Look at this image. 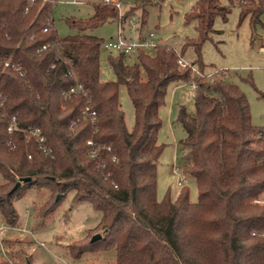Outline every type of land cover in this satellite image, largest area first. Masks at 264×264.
<instances>
[{
  "label": "trees",
  "instance_id": "1",
  "mask_svg": "<svg viewBox=\"0 0 264 264\" xmlns=\"http://www.w3.org/2000/svg\"><path fill=\"white\" fill-rule=\"evenodd\" d=\"M227 1L237 2L239 21L248 17L253 37L263 26L264 0ZM54 3L0 0V220L15 227L14 200L32 188L54 193L42 218L74 192V204L88 202L100 213L102 230L99 239L68 248L74 260L114 250L115 264H264V204L255 203L264 196V127L252 123L248 100L229 70L208 79L199 58L193 77L192 66L180 67L179 53L159 43L152 54L138 51L134 63L110 53L116 79L103 81L102 39L85 31L116 18L117 9L93 3L89 17L67 18L80 32L59 37L50 18ZM230 11L221 0H196L185 21L197 22L199 37L183 47L191 44L199 54L215 17L226 20ZM145 16L143 9L142 22ZM193 79L194 109L179 103L175 123L184 131L181 170L194 179L197 201L184 186L175 200L169 192L158 200L159 108L171 82ZM78 83L82 91L69 93ZM121 84L134 110L130 130ZM30 129L40 130L51 155Z\"/></svg>",
  "mask_w": 264,
  "mask_h": 264
},
{
  "label": "rangeland",
  "instance_id": "2",
  "mask_svg": "<svg viewBox=\"0 0 264 264\" xmlns=\"http://www.w3.org/2000/svg\"><path fill=\"white\" fill-rule=\"evenodd\" d=\"M50 12L56 33L59 37L77 34L80 31L69 26L67 18L85 19L93 13V3L101 0H54ZM196 0H122V11L128 12L135 7L133 14L142 16L146 12L140 31L143 35L153 32V41L173 47L181 59L192 66L193 77L199 74L198 59L203 63V74L212 79L218 70H229L230 79L245 94L251 112L252 123L264 127V100L259 93H264V53L259 50L264 46L263 26H256L251 37L248 17L239 21L237 2L233 5L227 0L222 4L231 8L226 20L216 16L213 30L202 42L199 54L188 40L199 37L197 22L185 21V14ZM127 29V25L125 26ZM117 32L115 20L106 21L85 33L93 34L103 40H109ZM154 50L149 51L152 54ZM110 53L101 47L100 78L103 81L115 80L116 76L108 63ZM116 55L115 52L111 53ZM127 63L137 61L135 54L126 56ZM193 92L188 83L171 82L167 89L165 103L159 108L162 121L158 131V142L164 144L157 164V199L162 200L169 192L175 200L181 187H187L192 203L197 201V189L193 178L182 172L184 150L179 140L184 136L182 127L175 123L178 104H184L188 111H193ZM119 102L124 111L128 130L133 126L134 110L124 84L119 86ZM178 168L176 172L175 169ZM183 179V181H182ZM3 178L0 174V184ZM181 184V185H180ZM54 193L48 189L32 188L19 199L14 200L18 221L15 227L4 224V235L0 242V264H115V252L84 253L74 260L68 248L75 241L85 240L100 234L101 215L88 202L74 204V192H69L56 206L54 211L42 218L41 210L47 201L52 202ZM0 223H3L0 220Z\"/></svg>",
  "mask_w": 264,
  "mask_h": 264
},
{
  "label": "built area",
  "instance_id": "3",
  "mask_svg": "<svg viewBox=\"0 0 264 264\" xmlns=\"http://www.w3.org/2000/svg\"><path fill=\"white\" fill-rule=\"evenodd\" d=\"M77 2V0H74ZM104 4H109L114 6L117 9V16L113 20L117 23V32L114 36H112L109 40H103L101 43V47L109 52L115 53H123L126 56H130L132 54H137L138 51L149 52L151 50H155L157 43H155L152 39L154 36L153 32H150L149 35H143L140 31L141 26V18L136 17L133 12H123L122 11V0H101ZM127 25V29L125 26ZM46 45H42L41 49H45ZM259 50L264 53V46H260ZM9 61L5 62V65H9ZM178 64L180 67H185L188 64L185 63L181 57L178 58ZM17 70H20V65H14ZM193 70V69H192ZM190 88L193 90L197 87V82L193 79L191 82L188 83ZM82 91V86L80 83L76 84L69 90V93H78ZM1 96V95H0ZM4 98H1L3 101ZM84 113L89 114L94 118L95 111H90L88 107L85 108ZM92 118V119H93ZM14 117L11 120V124L8 127V130L11 131L14 128ZM30 135H33L37 138L39 143V148H42L43 152L46 155H51V148L45 146L44 141L45 138L41 134L39 129H30ZM87 143H91L88 141ZM178 171V168L175 169ZM183 181V179H182ZM257 204H264V196L262 199L255 201ZM4 235V223H0V242L1 237Z\"/></svg>",
  "mask_w": 264,
  "mask_h": 264
},
{
  "label": "water",
  "instance_id": "4",
  "mask_svg": "<svg viewBox=\"0 0 264 264\" xmlns=\"http://www.w3.org/2000/svg\"><path fill=\"white\" fill-rule=\"evenodd\" d=\"M100 237H101L100 234H95V235H93V236L91 237L90 241H95V240L99 239ZM27 264H30V263L27 262Z\"/></svg>",
  "mask_w": 264,
  "mask_h": 264
}]
</instances>
